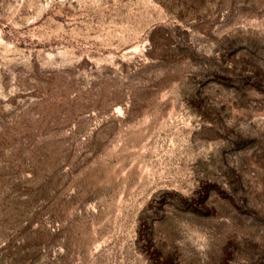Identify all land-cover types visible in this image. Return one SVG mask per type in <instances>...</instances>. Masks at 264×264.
Wrapping results in <instances>:
<instances>
[{
  "label": "rangeland",
  "instance_id": "1",
  "mask_svg": "<svg viewBox=\"0 0 264 264\" xmlns=\"http://www.w3.org/2000/svg\"><path fill=\"white\" fill-rule=\"evenodd\" d=\"M0 264H264V0H0Z\"/></svg>",
  "mask_w": 264,
  "mask_h": 264
}]
</instances>
